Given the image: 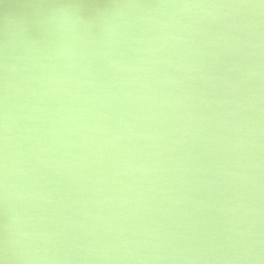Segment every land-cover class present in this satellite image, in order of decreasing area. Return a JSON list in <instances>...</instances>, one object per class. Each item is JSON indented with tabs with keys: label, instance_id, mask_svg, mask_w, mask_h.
<instances>
[{
	"label": "clouds",
	"instance_id": "obj_1",
	"mask_svg": "<svg viewBox=\"0 0 264 264\" xmlns=\"http://www.w3.org/2000/svg\"><path fill=\"white\" fill-rule=\"evenodd\" d=\"M0 264H264V0H0Z\"/></svg>",
	"mask_w": 264,
	"mask_h": 264
}]
</instances>
